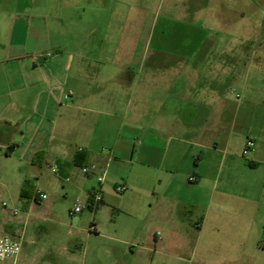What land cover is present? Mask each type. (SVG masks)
Listing matches in <instances>:
<instances>
[{"label":"crops","instance_id":"1","mask_svg":"<svg viewBox=\"0 0 264 264\" xmlns=\"http://www.w3.org/2000/svg\"><path fill=\"white\" fill-rule=\"evenodd\" d=\"M178 1L182 17H216L226 29H234L236 13L227 0ZM45 2L52 6L59 0H0V154L17 155L34 176L57 168L53 173L75 202L62 210L54 189L46 188L49 198L35 201L38 186L28 181L25 199H11L7 210L0 209V236L22 244L19 260L4 264H264V221L255 217L248 192L234 186L240 174L231 170L221 183L219 172L200 170L205 151L218 153L220 144L204 141V125L193 123L202 112V94L201 87L194 91L188 83L198 84V76H170V71L158 74L154 69L130 76L134 61L109 64L100 57L98 65L119 73L108 75L97 68L71 77L75 64L79 72L90 68V60L49 40ZM112 9L113 14L116 7ZM49 16L59 19L53 12ZM240 17L245 20L244 13ZM182 68L187 70L180 64ZM207 111L218 114L219 107ZM220 127L217 119L209 129ZM261 134L249 132L244 148L249 140L254 144L249 156L240 159L264 163ZM180 154L192 155L196 163L185 171L183 182L176 174ZM85 155L86 163L108 168L103 201L95 210L85 207L70 216L78 198L86 202L98 187L97 179L83 176L76 165ZM191 176L196 182H190ZM118 185L128 187L121 199L112 192ZM184 185L196 197L186 199ZM86 208L90 213H84ZM105 209L117 211L116 237L101 233ZM84 237L89 246L97 240L92 251H84Z\"/></svg>","mask_w":264,"mask_h":264},{"label":"rangeland","instance_id":"2","mask_svg":"<svg viewBox=\"0 0 264 264\" xmlns=\"http://www.w3.org/2000/svg\"><path fill=\"white\" fill-rule=\"evenodd\" d=\"M121 1L113 4L111 0H59L52 6L44 3L42 12L50 23L49 40L54 44H63L81 53L83 59L90 60V68L85 66L83 72L76 71L75 64L71 77L76 73L87 74L90 69L94 71L97 68L98 71L105 70L108 75L119 73L115 68L98 65L96 61L100 57L109 64L113 61L126 63L127 59L134 61L128 71L130 76H144L153 69L158 74L170 71L167 74L170 76L182 74L192 78L197 75L198 84L188 83V88L194 91L199 92L195 87H201L202 94L199 103L202 112L193 123L198 127L204 125V141L216 140L220 144L218 153L205 151L200 170L219 172L221 183L226 181L231 170L238 172L240 180L234 186L248 192L254 211L257 208L255 217L264 221V163L240 159L241 156H249L244 148L249 132L252 135L262 133L260 144L264 148V0H246L242 3L239 2L242 0H227L237 19L234 29L231 27L230 30L216 17H182L178 0ZM112 6L116 7L113 14ZM52 12L58 20L49 18ZM212 13L210 10V17H213ZM243 13L245 20L242 21L240 15ZM135 27L140 30L139 34L134 31ZM70 57L66 60V67ZM180 64L187 66V70H179ZM216 96L218 100L212 101V97ZM211 106L214 110L219 107V113L209 115L207 110ZM217 119L220 130L209 129ZM126 133V129H123L122 137ZM108 134L110 136L111 132ZM190 136L192 134L186 139H190ZM228 141L231 144L226 147L224 142ZM159 148L163 153L165 145L161 141ZM262 155L264 157V151ZM178 157L176 174L183 182L185 171L195 168L196 163L192 155L180 154ZM234 163L236 168L232 166ZM56 175L46 169L42 175L34 176L33 168L21 162L17 155L7 157L4 152L0 154V194L9 207L11 199H25L22 193L29 181L42 190L54 189L62 210L72 208L75 200L64 193L65 183L58 180ZM187 184L190 186L188 181ZM188 186H183L186 199L196 197ZM112 192L115 199H121L126 194L117 193L114 189ZM84 213L90 212L86 208ZM116 214L114 209H105L102 213V234L116 237ZM94 242L97 240L89 246V241L84 237V251H92ZM104 244L107 247V241Z\"/></svg>","mask_w":264,"mask_h":264},{"label":"built area","instance_id":"3","mask_svg":"<svg viewBox=\"0 0 264 264\" xmlns=\"http://www.w3.org/2000/svg\"><path fill=\"white\" fill-rule=\"evenodd\" d=\"M69 98V96H67ZM253 141L249 140L246 145L245 153L249 152V149L253 146ZM83 148H79V152H83ZM53 172H57V168L52 169ZM80 171L83 176L87 178L95 177L98 182V187L94 189L90 195L89 199L84 202L82 200H77V203L74 209L70 212V216H76L81 214L85 207H89L92 210H95L96 206L103 201V192L102 186L105 184L108 168L107 166L100 167L98 164H88L87 166L81 167ZM191 183L196 182L197 178L195 176H191L189 178ZM128 190L126 185H118L115 188L117 193H125ZM0 194V209L7 210L9 208V203L2 197ZM49 198V194L44 192L39 187H36L33 199L35 201H46ZM18 213L17 210H14V214ZM92 232V230H91ZM22 252V244L21 241L14 240L12 237L8 235L0 236V253H3V258H0V264H4V262L8 260H13L17 262Z\"/></svg>","mask_w":264,"mask_h":264},{"label":"trees","instance_id":"4","mask_svg":"<svg viewBox=\"0 0 264 264\" xmlns=\"http://www.w3.org/2000/svg\"><path fill=\"white\" fill-rule=\"evenodd\" d=\"M82 153V152H81ZM86 155L82 158H77V160H76V165L77 166H81V167H84V166H87L88 165V163H86ZM22 196L23 197H26L27 195L25 194V190H23V193H22Z\"/></svg>","mask_w":264,"mask_h":264},{"label":"clouds","instance_id":"5","mask_svg":"<svg viewBox=\"0 0 264 264\" xmlns=\"http://www.w3.org/2000/svg\"><path fill=\"white\" fill-rule=\"evenodd\" d=\"M0 258H3V253H0Z\"/></svg>","mask_w":264,"mask_h":264}]
</instances>
